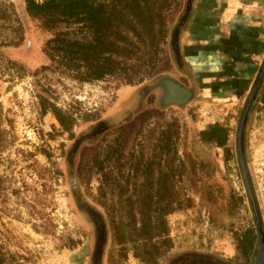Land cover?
I'll list each match as a JSON object with an SVG mask.
<instances>
[{
    "label": "rangeland",
    "instance_id": "obj_1",
    "mask_svg": "<svg viewBox=\"0 0 264 264\" xmlns=\"http://www.w3.org/2000/svg\"><path fill=\"white\" fill-rule=\"evenodd\" d=\"M57 31L72 37L75 32L73 25L65 24L45 30L37 19L21 11L20 0H0V129L6 142L0 150V240L15 263L112 264L107 231L95 256V226L77 207L80 200L104 220L94 197L95 180L86 185L80 178L81 162L109 129L124 126L130 130L144 118L159 121L175 117L182 124L179 153L188 147L193 153L191 144L196 142L194 152L198 160L207 163L208 173L200 172L202 179L191 192L192 207L168 215L173 247L158 264L173 258L198 264H217L218 260L251 264L236 254L231 241L232 232L248 225L255 229L240 175L235 135L264 51L246 85L229 74L225 79L231 87L223 90L198 85L188 68H177L170 49L138 85H123L109 76L79 83L55 68L42 52L45 40ZM163 77L189 87L191 97L180 105L164 103L157 85ZM213 78L221 84V77ZM236 89H240L237 94ZM41 90H46L42 93L58 107L75 111L70 134L60 130L51 114L39 116L36 94ZM216 134L224 137L223 143L216 141ZM80 137L74 148V140ZM243 154L264 233V216L252 179L254 167L264 165V76L246 116ZM123 264L137 263L128 257Z\"/></svg>",
    "mask_w": 264,
    "mask_h": 264
},
{
    "label": "trees",
    "instance_id": "obj_2",
    "mask_svg": "<svg viewBox=\"0 0 264 264\" xmlns=\"http://www.w3.org/2000/svg\"><path fill=\"white\" fill-rule=\"evenodd\" d=\"M20 2L21 11L45 30L73 25V37L57 31L42 46L55 68L79 83L109 76L123 85H138L170 49V34L185 0ZM44 91L36 94L39 116L51 114L60 130L70 134L75 111L58 107ZM181 131L175 117L144 118L130 130H107L85 154L80 178L86 185L95 180L94 197L104 217V238L106 231L109 235L112 264H123L128 257L137 264H158L172 249L168 215L192 207L191 192L202 179L200 172H207V163L194 152L196 142L191 144L193 153L189 147L179 153ZM2 133L0 129V150L6 143ZM215 137L223 143L222 135ZM36 164L31 161L33 167ZM231 238L236 254L249 262L257 249L253 226L232 232ZM0 264H18L1 240Z\"/></svg>",
    "mask_w": 264,
    "mask_h": 264
},
{
    "label": "crops",
    "instance_id": "obj_3",
    "mask_svg": "<svg viewBox=\"0 0 264 264\" xmlns=\"http://www.w3.org/2000/svg\"><path fill=\"white\" fill-rule=\"evenodd\" d=\"M185 13L177 38L180 67L212 90L227 88L229 74L246 85L264 51V0H185L179 17Z\"/></svg>",
    "mask_w": 264,
    "mask_h": 264
},
{
    "label": "water",
    "instance_id": "obj_4",
    "mask_svg": "<svg viewBox=\"0 0 264 264\" xmlns=\"http://www.w3.org/2000/svg\"><path fill=\"white\" fill-rule=\"evenodd\" d=\"M185 18H186V13L179 17V19L177 20L170 34L169 46H170V49L172 51L175 61H179L177 38H178L180 27L185 21ZM263 76H264V57L258 68V71L256 74V80L245 97V105L243 106L242 111L239 115L238 122H237V128H236V135H235V139H236L235 146H236V151H237L240 175H241V179H242L244 188L248 196L251 212H252L254 222H255L256 244H257L258 254L252 258V264H264V233L261 227V222L258 216L256 204H255L253 193L250 187L247 169L245 165L244 154H243V130H244V124H245L247 113L249 111L251 102L254 99L256 88L259 85ZM157 85H160L166 90L162 96V100L164 103H168L166 101V96L168 94L167 93L168 86H171L172 89L180 88L185 93V98L183 100H177L176 102H170V103H175V104L180 105L182 103H185L192 95V90L190 88L183 87L182 85H180L179 83H177L176 81L172 80L169 77H163L159 79L157 81ZM80 139L81 137L74 140V144H73L74 148L79 144ZM72 153H73L72 150L69 151V153L67 154L68 157H70ZM77 207H79L81 210H83L88 215V217L91 219V221L93 222L95 226L97 238H96V247H95L94 252L97 255L100 252V247L104 239L103 221L100 215L94 209L88 206L86 203L80 200H77Z\"/></svg>",
    "mask_w": 264,
    "mask_h": 264
},
{
    "label": "built area",
    "instance_id": "obj_5",
    "mask_svg": "<svg viewBox=\"0 0 264 264\" xmlns=\"http://www.w3.org/2000/svg\"><path fill=\"white\" fill-rule=\"evenodd\" d=\"M252 179L257 205L264 216V165L262 163H258L254 167Z\"/></svg>",
    "mask_w": 264,
    "mask_h": 264
},
{
    "label": "flooded vegetation",
    "instance_id": "obj_6",
    "mask_svg": "<svg viewBox=\"0 0 264 264\" xmlns=\"http://www.w3.org/2000/svg\"><path fill=\"white\" fill-rule=\"evenodd\" d=\"M170 47V46H169ZM170 51H171V49H170ZM172 53V52H171ZM174 57V56H173ZM177 63V64H176ZM176 65H177V68L179 69V67H180V65H179V62L178 61H176ZM179 65V66H178ZM169 78H171V77H169ZM172 80H174L173 78H171ZM174 81H176V80H174ZM177 83H179L180 85H182L180 82H178V81H176ZM183 87H185V88H189V87H186V86H184V85H182ZM161 91H162V93H164L166 90H165V88H163V87H161ZM172 92H174V94H175V90H173ZM172 97H173V95H172ZM217 262V264H224L223 263V261H221V260H218V261H216ZM166 264H198L197 262H195V260H191V261H189V260H187L186 258H182V259H178V258H173V259H171V261H169L168 263H166ZM251 264H252V259H251Z\"/></svg>",
    "mask_w": 264,
    "mask_h": 264
},
{
    "label": "bare ground",
    "instance_id": "obj_7",
    "mask_svg": "<svg viewBox=\"0 0 264 264\" xmlns=\"http://www.w3.org/2000/svg\"><path fill=\"white\" fill-rule=\"evenodd\" d=\"M168 94L166 96V101L168 103L170 102H176L177 100H183L185 98V93L182 89L180 88H175V89H172L171 86H168ZM173 90H175V94L174 92H172ZM173 95V97H172Z\"/></svg>",
    "mask_w": 264,
    "mask_h": 264
}]
</instances>
